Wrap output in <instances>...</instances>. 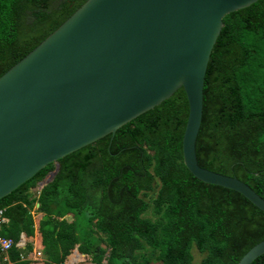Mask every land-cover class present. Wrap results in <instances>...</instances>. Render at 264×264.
Here are the masks:
<instances>
[{
	"label": "trees",
	"instance_id": "16d2710c",
	"mask_svg": "<svg viewBox=\"0 0 264 264\" xmlns=\"http://www.w3.org/2000/svg\"><path fill=\"white\" fill-rule=\"evenodd\" d=\"M87 0H0V77ZM204 84L200 166L264 199V0L225 16ZM189 105L178 89L160 105L52 163L0 200V264H63L77 247L92 264H237L264 240V211L185 166ZM37 203L40 206L37 208ZM41 214V218L36 215ZM22 234L36 238L25 247ZM35 245V246H34ZM251 264H264V254Z\"/></svg>",
	"mask_w": 264,
	"mask_h": 264
},
{
	"label": "water",
	"instance_id": "95a60500",
	"mask_svg": "<svg viewBox=\"0 0 264 264\" xmlns=\"http://www.w3.org/2000/svg\"><path fill=\"white\" fill-rule=\"evenodd\" d=\"M257 1L87 0L0 77V200L55 163L46 185L60 159L114 134L183 88L189 105L185 166L264 211L254 189L200 166L196 152L206 73L223 20ZM262 254L264 240L237 264Z\"/></svg>",
	"mask_w": 264,
	"mask_h": 264
},
{
	"label": "rangeland",
	"instance_id": "374dc122",
	"mask_svg": "<svg viewBox=\"0 0 264 264\" xmlns=\"http://www.w3.org/2000/svg\"><path fill=\"white\" fill-rule=\"evenodd\" d=\"M38 217H41V214L36 215V218H38ZM29 240H30V243H31L32 239H29ZM36 251H38V250L34 249L33 253L31 254V257H32V259L34 261L33 264H39L40 259L43 260V258H38L37 257ZM72 255H73V253L69 257H67V259H66V262L68 264H92L91 263V260H90V257H88V256L85 257V258H83V259L81 258L80 261H77V262L73 263L76 260L71 259ZM193 255H194V262H193V264H199L201 262L202 258H203V254L200 253L197 249H193ZM43 263H45V262H43Z\"/></svg>",
	"mask_w": 264,
	"mask_h": 264
},
{
	"label": "built area",
	"instance_id": "2783aa9c",
	"mask_svg": "<svg viewBox=\"0 0 264 264\" xmlns=\"http://www.w3.org/2000/svg\"><path fill=\"white\" fill-rule=\"evenodd\" d=\"M42 185H39L37 190H41ZM4 209L0 207V226L7 221L4 216ZM14 245V241L5 237H0V251L3 253H7L12 246ZM18 246L21 245V241L17 244ZM36 255L38 258H42V253L40 250L36 251Z\"/></svg>",
	"mask_w": 264,
	"mask_h": 264
},
{
	"label": "crops",
	"instance_id": "0c3cea01",
	"mask_svg": "<svg viewBox=\"0 0 264 264\" xmlns=\"http://www.w3.org/2000/svg\"><path fill=\"white\" fill-rule=\"evenodd\" d=\"M29 239H32V241H31V243H34L35 245H36V238H34V237H28L26 234H22V239H21V245H20V247H25V245L27 244V243H30V240ZM34 245V246H35ZM36 250H38L37 248H36ZM75 251H77L79 254H80V252H79V250H78V248H76L75 249ZM74 252V251H73ZM31 257V256H30ZM87 257V256H86ZM32 258V257H31ZM44 261L42 260V259H40V262H39V264H45V263H43ZM71 262V261H70ZM75 262H77V261H74L73 263H75Z\"/></svg>",
	"mask_w": 264,
	"mask_h": 264
},
{
	"label": "bare ground",
	"instance_id": "6f19581e",
	"mask_svg": "<svg viewBox=\"0 0 264 264\" xmlns=\"http://www.w3.org/2000/svg\"><path fill=\"white\" fill-rule=\"evenodd\" d=\"M81 258L83 259L84 257L81 254H79L77 251L73 252V255L71 257V259L76 261H80Z\"/></svg>",
	"mask_w": 264,
	"mask_h": 264
},
{
	"label": "clouds",
	"instance_id": "9594fccd",
	"mask_svg": "<svg viewBox=\"0 0 264 264\" xmlns=\"http://www.w3.org/2000/svg\"><path fill=\"white\" fill-rule=\"evenodd\" d=\"M44 181H45V180H44ZM44 181H43V182H44ZM43 182H42V183H43ZM42 183H40L39 185H42ZM38 187H39V186H38ZM42 188H43V186H42ZM42 188H41V189H42ZM41 217H42V215H41ZM41 217H38V218H41ZM76 248H77V247H76ZM76 248H75V249H76ZM75 249H74L73 251H75ZM38 250H39V249H38ZM72 253H73V252H72ZM72 253H71V254H72ZM71 254H70V255H71ZM70 255H69V256H70ZM69 256H68V257H69ZM86 256H87V255H86ZM65 262H66V261H65Z\"/></svg>",
	"mask_w": 264,
	"mask_h": 264
}]
</instances>
